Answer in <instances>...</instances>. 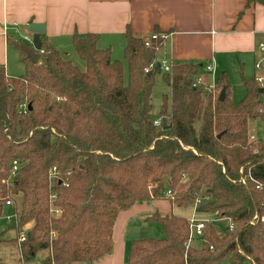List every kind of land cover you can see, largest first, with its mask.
<instances>
[{
    "label": "trees",
    "instance_id": "trees-1",
    "mask_svg": "<svg viewBox=\"0 0 264 264\" xmlns=\"http://www.w3.org/2000/svg\"><path fill=\"white\" fill-rule=\"evenodd\" d=\"M125 37L127 83L122 62L99 47L97 34L73 37L85 71L50 47L45 34L35 64L22 39L8 40L20 51L25 73L9 77L0 66V216L3 195L21 199L11 228L28 226L23 263L94 264L112 252L121 212L162 200L188 208L200 197L198 212L219 211L237 228L220 233L208 224L204 246L187 248L188 219L155 211L148 221L159 224L165 237L133 240L126 264H264V189H256L264 186V137L257 152L249 141L254 120L264 136V88L242 77L246 94L234 102L227 78L220 77L214 97L203 86L193 87L202 65L172 63L164 76L170 99L154 117L157 54L164 40L146 47L129 30ZM162 120L171 129L164 130ZM52 194L61 211L56 218L50 214Z\"/></svg>",
    "mask_w": 264,
    "mask_h": 264
},
{
    "label": "crops",
    "instance_id": "crops-1",
    "mask_svg": "<svg viewBox=\"0 0 264 264\" xmlns=\"http://www.w3.org/2000/svg\"><path fill=\"white\" fill-rule=\"evenodd\" d=\"M249 1L0 0V66L5 68L7 76L13 77L8 73L11 66L8 40L22 39L24 35L33 39L28 30L29 23L33 22L45 25V39L53 49L52 43L62 38L73 41L74 35L97 34L101 45L126 43L128 30L145 40L159 32L164 41L157 62L162 66L164 63L169 66L200 64L199 76L204 85H209L204 83V75L226 77L229 82V72L233 69L241 75V80L252 72L256 79L262 77L257 75L259 69L255 64L261 58L259 44L264 43V5ZM11 45L20 61V51ZM107 48L113 53L112 45ZM209 63L214 67L213 73L205 71ZM162 202L171 204L169 200ZM149 206V203L138 204L118 215L112 234V252L94 264H126L133 241L129 239V225L134 216L148 221L158 211L142 215ZM160 214L175 215L172 205Z\"/></svg>",
    "mask_w": 264,
    "mask_h": 264
},
{
    "label": "rangeland",
    "instance_id": "rangeland-1",
    "mask_svg": "<svg viewBox=\"0 0 264 264\" xmlns=\"http://www.w3.org/2000/svg\"><path fill=\"white\" fill-rule=\"evenodd\" d=\"M54 49H56L61 56L71 61L75 66H77L80 70L85 71L86 70V63L78 57L76 54L72 41L69 38H62L58 39L55 43H52ZM110 45L113 46V53L112 58L114 60L121 61L124 68V79L125 82H128V72H127V63L125 59V46L126 43H118L113 42L112 44L102 43L99 45L101 49H105L109 47ZM103 47V48H102ZM16 51L14 50L13 46H9V56H10V69L8 71L9 74H11L13 77H20L23 76L25 73L24 66L19 61L18 57H16ZM230 77L229 82L231 86V98L234 102L241 101L246 94L245 88L242 85L241 75L238 74V72H234L233 70H230ZM257 75H260L264 77V64L262 66V69L257 70ZM165 72L161 71L160 73L155 74L154 78V87H153V93H152V114L154 117H156L159 114L160 108L162 104L164 103L165 97L170 99L171 89L169 85L167 84L165 80ZM245 78H253L254 73L249 75H244ZM218 80V76L212 77L211 75H204V83L205 84H215ZM214 97H218V93L216 92L213 94ZM251 128L250 133L251 136H254L257 141L263 140V127L259 120H254L251 122ZM20 198H15L13 202V206H4L3 205V213L0 216V234L4 233L3 238L5 242L0 243V264H35L33 263H22L19 258V252L17 246L13 243V240L17 238V236H20L21 234H26L28 230V226L25 229H21L20 231H17L11 226L14 224V213L15 211L19 212L20 209ZM4 204V203H3ZM148 210L143 212L142 215L149 213V211L158 210L160 212H163L164 210L170 209V206L172 204H169L168 202H158L155 203L154 201L149 202ZM173 207V212L175 215H179L184 218H189L193 214H196V211L194 210L193 206L188 208H179L176 206ZM154 213V212H153ZM212 215V213H209ZM209 214H202L199 212L198 215L200 216H206L209 217ZM7 216L12 217L11 221H8L6 219ZM140 222V224H138ZM226 221H221L214 223L212 225H215L220 232V229L223 231L226 229L227 226ZM32 224H30L31 226ZM130 232H129V239L136 240V239H149V238H156V239H163L165 237V233L162 230V227L151 221H147L146 219L141 220L138 217H133L132 221L129 225ZM189 232V231H188ZM54 236V233H52V237ZM203 247L204 243H199L197 240L193 241L191 244V247ZM40 256V255H39Z\"/></svg>",
    "mask_w": 264,
    "mask_h": 264
},
{
    "label": "built area",
    "instance_id": "built-area-1",
    "mask_svg": "<svg viewBox=\"0 0 264 264\" xmlns=\"http://www.w3.org/2000/svg\"><path fill=\"white\" fill-rule=\"evenodd\" d=\"M4 31L7 33V26L5 27ZM159 39H163V36L161 34H153L148 40H145V46L149 47L150 44L152 43V41L155 40H159ZM22 40L32 46L33 43V39L30 38L27 35L22 36ZM259 50L261 52V58L260 60L255 64L256 69H261V67L264 64V43H260L259 44ZM153 67V65H151L146 72H149V70ZM162 69L164 72H168L170 70V66L167 63H164L162 66ZM214 67L211 63L205 65V71L207 73H213ZM258 84L260 87L264 88V77H258L256 78ZM198 86H203L205 91L207 92H211L213 94H215V90H216V84H209V85H204L203 84V80L201 76H198V78L196 79L195 83L193 84V87H198ZM20 108L25 111L27 109L26 104H21ZM153 124L156 127H160L161 126V121L155 120L153 121ZM250 143L252 144V150L257 152L258 148H257V139L254 136H250L249 139ZM16 170H17V164L16 162H14V166L12 168V178L15 177L16 175ZM55 174H56V170L53 168L50 170V179L54 180L55 178ZM244 180V179H243ZM256 189L258 190H263L264 186L262 184H258L256 186ZM3 197L5 198V201L3 202L4 206H13V201L9 198H7L6 195H3ZM168 197H172V194L170 192H168ZM56 196L54 194H52L51 198H50V214L52 217H58L61 215V211L59 209H57L56 207H54L53 205V201L55 200ZM202 203V198L198 197L195 200V203L193 205L194 210L196 211V214H193L189 219H188V223H189V235H188V241L186 243L187 248H189L192 244L193 241L197 240L199 243H204L205 239H204V235H205V229L207 228L208 224H214L217 222H221V221H226L228 224L226 226L227 229H229L230 231H233L237 228V225L232 221L231 218L229 217H225L223 214H221L219 211H216L214 213H212V215H210L209 213H202V214H209V217L206 216H200L198 215L199 212L197 211V208L199 207V205ZM258 216L255 215L253 220L251 222H254L255 220H257ZM6 219L8 221H11L12 217L7 216ZM261 221L264 222V217H261ZM223 232L222 230L220 231V233ZM26 240V234H21L18 238L17 244H18V249L19 251V256H20V260L22 261V256H21V243L24 242ZM211 250H213V247H210ZM254 261L251 260L249 263L250 264H254ZM224 264H229V263H224Z\"/></svg>",
    "mask_w": 264,
    "mask_h": 264
},
{
    "label": "water",
    "instance_id": "water-1",
    "mask_svg": "<svg viewBox=\"0 0 264 264\" xmlns=\"http://www.w3.org/2000/svg\"><path fill=\"white\" fill-rule=\"evenodd\" d=\"M28 30L33 34V43L32 46L23 43L21 45L24 50L26 57L33 63H37L40 58V52L42 49V42L40 40V36L45 34L46 28L44 24L40 23H29ZM157 72L161 71V64L159 62L156 63ZM226 94L224 90H221L219 94V102H223L225 100ZM259 102L264 105V96L260 97ZM162 125L164 130L171 129V125H167L165 120H162ZM168 178L166 177L163 181H166ZM140 224V222H138Z\"/></svg>",
    "mask_w": 264,
    "mask_h": 264
}]
</instances>
